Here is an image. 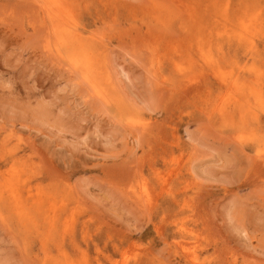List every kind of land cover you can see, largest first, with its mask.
Returning a JSON list of instances; mask_svg holds the SVG:
<instances>
[{
    "label": "rangeland",
    "instance_id": "1",
    "mask_svg": "<svg viewBox=\"0 0 264 264\" xmlns=\"http://www.w3.org/2000/svg\"><path fill=\"white\" fill-rule=\"evenodd\" d=\"M0 264H264V0H0Z\"/></svg>",
    "mask_w": 264,
    "mask_h": 264
},
{
    "label": "bare ground",
    "instance_id": "2",
    "mask_svg": "<svg viewBox=\"0 0 264 264\" xmlns=\"http://www.w3.org/2000/svg\"><path fill=\"white\" fill-rule=\"evenodd\" d=\"M46 1H47V0H46ZM50 2H51V1H50ZM55 2H56V1H55ZM55 2H54V3H55ZM49 4H50V3H49ZM50 5H51V4H50ZM57 5H58V4H57ZM58 6H60V5H58ZM58 6H57L56 8H58ZM42 7H43V6H42ZM49 8H50V7H49ZM45 10H46V8H45ZM49 11H50V10H49ZM60 12H61V10H60ZM60 12H59V13H60ZM46 13H47V12H46ZM49 13H50V12H49ZM52 13H54L53 10H52ZM54 14H55V13H54ZM51 15H52V14H51ZM57 16H58V15H57ZM50 17H51V16H50ZM60 18H61V17H60ZM55 19H57V18H55ZM52 21H53V20H52ZM74 61H76V60H74ZM78 63H79V62H78ZM76 65H77V64H76ZM236 99H237V98H236ZM252 111H253V110H252ZM14 192H15V191H14ZM15 196H16V195H15ZM14 200H16V199H14Z\"/></svg>",
    "mask_w": 264,
    "mask_h": 264
}]
</instances>
